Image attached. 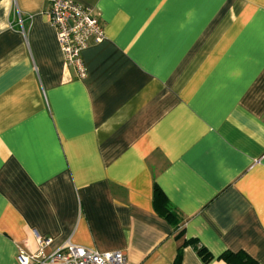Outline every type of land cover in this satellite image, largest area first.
Here are the masks:
<instances>
[{
    "label": "crops",
    "instance_id": "obj_1",
    "mask_svg": "<svg viewBox=\"0 0 264 264\" xmlns=\"http://www.w3.org/2000/svg\"><path fill=\"white\" fill-rule=\"evenodd\" d=\"M105 38L65 64L47 0L0 4V264L70 241L128 264H264V0H77ZM157 186L179 217L153 203ZM182 230V238L175 235Z\"/></svg>",
    "mask_w": 264,
    "mask_h": 264
},
{
    "label": "built area",
    "instance_id": "obj_2",
    "mask_svg": "<svg viewBox=\"0 0 264 264\" xmlns=\"http://www.w3.org/2000/svg\"><path fill=\"white\" fill-rule=\"evenodd\" d=\"M48 22L54 28L56 40L64 62L74 67L78 78L86 76L81 52L91 43L105 38L104 26L93 10L77 0H47ZM38 250L36 253L17 251L20 264H128L120 250L100 252L93 248L65 242L45 255L44 247L51 238L34 233Z\"/></svg>",
    "mask_w": 264,
    "mask_h": 264
},
{
    "label": "trees",
    "instance_id": "obj_3",
    "mask_svg": "<svg viewBox=\"0 0 264 264\" xmlns=\"http://www.w3.org/2000/svg\"><path fill=\"white\" fill-rule=\"evenodd\" d=\"M153 203L158 213L166 218L177 229L179 217L175 210L171 208L168 200L157 186H154L153 188ZM182 235L183 232L180 230L176 233L175 238L179 240L182 238ZM186 245H191L195 248L198 256L204 263H208L213 259V255L204 246L200 245L196 239L182 238L181 243L177 247L176 255L172 264H181V251ZM217 259L223 260L226 264H257L256 260L243 250H225L217 256Z\"/></svg>",
    "mask_w": 264,
    "mask_h": 264
},
{
    "label": "clouds",
    "instance_id": "obj_4",
    "mask_svg": "<svg viewBox=\"0 0 264 264\" xmlns=\"http://www.w3.org/2000/svg\"><path fill=\"white\" fill-rule=\"evenodd\" d=\"M8 2H9V0H0V4H3V5H7ZM7 27H8L7 24L0 22V30H3Z\"/></svg>",
    "mask_w": 264,
    "mask_h": 264
}]
</instances>
